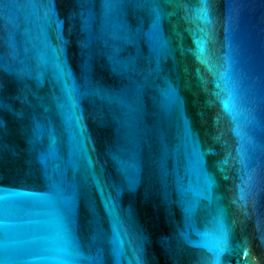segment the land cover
<instances>
[{
  "label": "water",
  "instance_id": "95a60500",
  "mask_svg": "<svg viewBox=\"0 0 264 264\" xmlns=\"http://www.w3.org/2000/svg\"><path fill=\"white\" fill-rule=\"evenodd\" d=\"M0 264H264V0H0Z\"/></svg>",
  "mask_w": 264,
  "mask_h": 264
}]
</instances>
